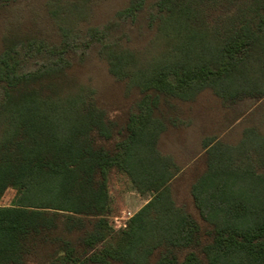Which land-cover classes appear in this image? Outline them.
<instances>
[{"label":"trees","instance_id":"1","mask_svg":"<svg viewBox=\"0 0 264 264\" xmlns=\"http://www.w3.org/2000/svg\"><path fill=\"white\" fill-rule=\"evenodd\" d=\"M91 3L49 0L57 39L18 24L3 34L0 202L9 188L17 195L0 203V264L42 251V264H264V132L204 139L194 213L171 197L182 169L159 146L169 127L184 126L181 104L205 89L226 106L264 97V0H130L82 30ZM141 15L152 36L138 48L115 31ZM94 46L137 95L123 122L74 70ZM114 169L154 192L122 229L110 220Z\"/></svg>","mask_w":264,"mask_h":264},{"label":"rangeland","instance_id":"2","mask_svg":"<svg viewBox=\"0 0 264 264\" xmlns=\"http://www.w3.org/2000/svg\"><path fill=\"white\" fill-rule=\"evenodd\" d=\"M71 0H60V4ZM82 3L83 0H77ZM130 0H92L90 13L77 22L78 28L101 26L114 18L116 12L128 5ZM153 1V0H150ZM49 0H17L9 7H0V44L6 27L18 24L22 29L34 28L52 40L57 39V26L48 14ZM66 6V5H65ZM69 10V9H68ZM141 31L139 32V27ZM130 35L133 46H145L152 31L144 26L141 15L135 24L123 23L115 33ZM98 46L88 50L86 59L76 63V73L86 82L93 83L101 104L111 117L123 122L127 113L137 100L136 93L126 94L124 84L110 72L106 61L99 56ZM88 83V84H89ZM212 90L205 89L192 102L181 104L184 126L169 127L160 139V150L168 155L182 171L170 183V194L176 206L183 212H195L191 196V186L206 167L203 141L208 136H218L228 142H238L247 126L257 125L264 132V97L246 96L232 106L219 103L212 96ZM242 113L244 116L240 117ZM112 214L110 220L115 229L125 228L130 218L136 214L154 195L142 192L124 172L112 170L109 177ZM17 190L9 188L1 200V205H12L16 201ZM34 257L28 264H42L45 254ZM49 254V253H48Z\"/></svg>","mask_w":264,"mask_h":264}]
</instances>
